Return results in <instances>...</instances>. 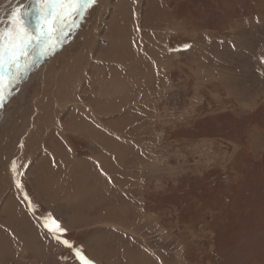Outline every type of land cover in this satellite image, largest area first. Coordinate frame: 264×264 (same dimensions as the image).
<instances>
[{
	"label": "rangeland",
	"instance_id": "rangeland-1",
	"mask_svg": "<svg viewBox=\"0 0 264 264\" xmlns=\"http://www.w3.org/2000/svg\"><path fill=\"white\" fill-rule=\"evenodd\" d=\"M119 1L84 0L81 13L59 28L47 51L39 44L29 49L28 66L10 89L5 79L0 103V229L7 231L10 245L4 244L0 264H11L5 259L14 253L15 230L25 239L34 232L44 249L35 256L26 253L23 264H33V258L37 264H264V0H137V8L133 0ZM36 6V0H0V30L9 26L11 16L18 29L38 34ZM121 8H130L134 17L131 28L123 20L116 25L130 33L127 45L137 52L136 44H141L148 55L158 44V53L167 57L161 74L155 69L156 81L146 84L148 98L132 100L130 106L124 101L125 108L137 114L134 119L124 116L118 121L95 112L84 117L93 128L108 132L120 151L125 147L124 158L130 153L125 172L101 173L110 153L69 133L62 135L55 117L37 153L27 159L25 122L36 113V103L46 99L40 94L44 87L61 82L48 67L59 69L60 63L75 57L91 29L99 35L94 59L116 64L111 56L119 50L104 58L100 53L108 46L109 27ZM135 26L144 37L140 42L133 38ZM102 67L107 71V65ZM79 94L80 102L87 103V91ZM73 112L74 106L66 104L61 122L67 124ZM108 120L118 123L115 127L122 132L117 135L100 124ZM57 148L68 151L74 161L79 157L89 162L93 152L98 174L110 185L124 179L130 192L115 188L111 194H96L76 203L75 214L68 205H53L49 201L55 196L40 190L33 171L37 156L53 166L59 163L51 153ZM76 216L78 222L73 223ZM65 240L71 248L61 242Z\"/></svg>",
	"mask_w": 264,
	"mask_h": 264
},
{
	"label": "bare ground",
	"instance_id": "bare-ground-1",
	"mask_svg": "<svg viewBox=\"0 0 264 264\" xmlns=\"http://www.w3.org/2000/svg\"><path fill=\"white\" fill-rule=\"evenodd\" d=\"M120 1L121 3L126 2V0ZM131 3L133 5L132 7L137 8V0H133ZM129 9L126 10L121 8L118 13L119 18L112 21L111 27H109L107 34L109 37L106 38L108 46L105 48V50H103L102 53H100L104 58L109 52H112L115 49L119 50L117 54L112 52L111 56V58L115 57L114 59L117 60L116 64L107 63L108 60L105 58L94 59L95 57L93 54H95V46L99 35L96 34L95 29H91L82 43L80 52L75 57L67 58L65 61L60 63L59 69L54 67L52 68L51 66L48 67V69H51V74L55 77L56 81L58 82V77H60L61 82L58 85L55 84L52 89L44 87L40 94L46 99L36 103V113L25 122L24 127L29 128L27 136L23 138V143L25 145L23 154H25V157L37 153L40 143L44 142L48 133L52 129L54 125L53 117H55L60 123L58 130L62 135L65 132L69 133L80 143L82 141L91 148L94 146H99L106 152L110 153V155L106 156V161L108 164L107 168L103 169L101 173L118 172L117 174H121L125 172L130 153L124 158L123 154L127 151H125V147H122L124 151L123 149L120 151L116 145H113L114 140L109 138L108 132L93 128L92 121L86 120L84 117H94L92 113L95 112L101 114L102 116L111 115L113 116V120L114 117H116L117 119L115 120L118 121H121L124 116H130L134 119L137 114L133 115L131 113L132 111L129 110L130 107L127 108V106H130V102L132 103V100H139L142 102L144 99H146V84L155 82L157 79L155 76V69H157V71L160 73L165 66L164 62L167 60V57L164 54H161V52L158 53L156 50L158 44H154L155 49L150 50L148 55L143 53V46L141 44H136L137 52H134L132 47L127 45L128 36L130 33H127L128 30L126 28L121 26L118 27L116 25L118 21L123 20L126 21V25H129L131 28L132 22L130 21H132L134 17L128 13ZM135 24H137V20ZM139 30L140 29L137 26L134 27L133 38H135L137 42L142 41L144 38L141 36ZM100 54L98 56H100ZM135 62L143 63L147 69L142 70L138 68L139 63ZM104 64L107 65V71H102L104 70L102 69ZM133 64L136 65L133 66ZM69 66H71V68H69ZM72 67L74 68L72 69ZM126 67H130L132 69H129L130 71H128ZM89 71H93V75L91 77L89 76L88 78ZM115 81L116 83L114 84ZM141 89L143 91H141ZM83 90L87 91L86 98L89 99L87 100V103L80 102L81 97L79 93H81ZM70 97L76 99V103H73L70 100ZM124 101L126 104H128L126 105V108ZM66 104H72L74 106V112L73 115L70 116L68 123L64 124L61 122V120L63 121L64 115V113H61V111L64 109ZM85 109H88V111H85ZM132 109H134L133 106ZM138 109L139 108H137V112ZM141 116L142 113H138V117ZM100 124L104 127H108L112 133L117 135L123 130L122 128H116L115 126L118 123L115 125L113 121L110 122V120L105 122L100 121ZM72 150V152L75 151L73 148ZM64 151L65 149H51V153H53L54 157L60 160V162H56L54 166L51 164L49 159L37 156L36 167H34L35 169L33 171V176L37 177L36 181L39 180V185H37L40 186V190L45 194L53 193L55 196L53 197L50 195L52 196V201L49 202H53V205H57L59 203L68 205V208L72 209L73 213L75 214L73 208H75L76 203L86 202L90 197L94 198L96 194L99 196L106 192L111 194L115 188H122L125 192H130L124 179H114V183L110 185V181L107 182V179H105L102 175H99L92 163L81 161V158L79 157H77L78 161H74L70 153L68 151ZM134 156L136 155L134 154ZM88 157L92 158L95 162L97 161L95 154L91 151ZM68 177L73 179L70 183L66 181ZM123 187L125 189L127 188V191ZM122 189H118L117 192L119 193V191H122ZM114 192H116V190ZM66 201L72 202L71 204H68ZM11 207L12 204H8L9 210L6 211L7 215H10V212L12 211ZM71 221H74L73 223H77L78 217L76 216L73 219L71 218ZM0 233L3 234L2 236L4 239L0 241L1 254L4 252V244L8 243V234L7 231L3 229H0ZM14 233L16 235L14 237V243L16 246H13L14 249L12 250L14 253L6 258V261L11 260V264H23L24 261H22V259L26 256V253H31L32 256H35L41 254L44 251L43 246H41V242H39L37 238H33L34 232L27 233L26 239L24 238V235L19 234L18 231L15 230ZM113 256H115V254ZM36 262V259L33 258V264Z\"/></svg>",
	"mask_w": 264,
	"mask_h": 264
},
{
	"label": "snow or ice",
	"instance_id": "snow-or-ice-1",
	"mask_svg": "<svg viewBox=\"0 0 264 264\" xmlns=\"http://www.w3.org/2000/svg\"><path fill=\"white\" fill-rule=\"evenodd\" d=\"M83 2L84 0H36L38 19L41 24L39 33L35 35L26 30L21 31L18 29L11 23L12 17L9 16V26L4 30H0V103L4 100L5 79H8L10 89L12 84L26 70L29 49L34 44H39L42 52L47 51L52 36L59 28L67 25L71 17L81 13L80 6ZM87 2L94 4L95 0H87ZM16 11L17 9H13V14ZM22 15L21 10V17ZM184 47L187 48L189 45ZM49 231H52V229H49ZM60 231L63 232L64 230L61 229ZM61 242L69 248L72 247L66 240Z\"/></svg>",
	"mask_w": 264,
	"mask_h": 264
},
{
	"label": "crops",
	"instance_id": "crops-1",
	"mask_svg": "<svg viewBox=\"0 0 264 264\" xmlns=\"http://www.w3.org/2000/svg\"><path fill=\"white\" fill-rule=\"evenodd\" d=\"M262 91H263V94H264V89H263ZM89 160H90V161H89L88 163H93V162H95L92 158H90ZM133 180L136 181V179H133ZM113 183H114V181H113ZM134 185H137V183H134ZM135 189H136V188H135ZM120 192H122V191H119V193H120ZM99 204H101L100 201H99ZM122 207H123V206H119L118 208H120V209L122 210ZM95 208H96V207H94V209H92V210L96 211L97 208H96V209H95ZM111 208H112V207H111ZM109 209H110V208H109ZM92 210H91V211H92ZM112 210H113V209H112ZM112 210H111V211H112ZM106 211L109 212V210H106ZM99 220H100V219H98V221H99ZM79 222H80V221H79Z\"/></svg>",
	"mask_w": 264,
	"mask_h": 264
},
{
	"label": "water",
	"instance_id": "water-1",
	"mask_svg": "<svg viewBox=\"0 0 264 264\" xmlns=\"http://www.w3.org/2000/svg\"><path fill=\"white\" fill-rule=\"evenodd\" d=\"M37 7V6H36ZM38 11H37V9H35V16H34V24H35V27L36 28H38V24H39V22H38Z\"/></svg>",
	"mask_w": 264,
	"mask_h": 264
}]
</instances>
